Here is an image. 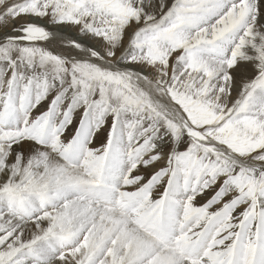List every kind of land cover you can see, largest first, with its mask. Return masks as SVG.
I'll return each instance as SVG.
<instances>
[{
    "label": "snow or ice",
    "instance_id": "obj_1",
    "mask_svg": "<svg viewBox=\"0 0 264 264\" xmlns=\"http://www.w3.org/2000/svg\"><path fill=\"white\" fill-rule=\"evenodd\" d=\"M0 264H264V0H0Z\"/></svg>",
    "mask_w": 264,
    "mask_h": 264
}]
</instances>
